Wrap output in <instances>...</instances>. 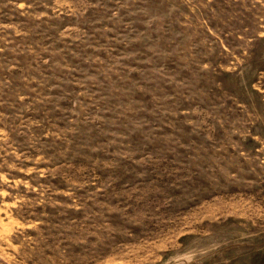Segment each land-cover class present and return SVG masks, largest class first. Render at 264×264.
<instances>
[{
  "label": "rangeland",
  "instance_id": "1",
  "mask_svg": "<svg viewBox=\"0 0 264 264\" xmlns=\"http://www.w3.org/2000/svg\"><path fill=\"white\" fill-rule=\"evenodd\" d=\"M0 264H264V0H0Z\"/></svg>",
  "mask_w": 264,
  "mask_h": 264
}]
</instances>
